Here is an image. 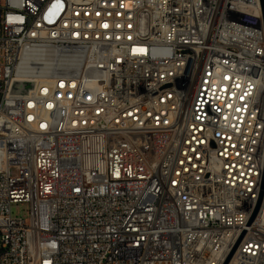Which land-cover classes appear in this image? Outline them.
Here are the masks:
<instances>
[{
	"label": "built area",
	"instance_id": "built-area-1",
	"mask_svg": "<svg viewBox=\"0 0 264 264\" xmlns=\"http://www.w3.org/2000/svg\"><path fill=\"white\" fill-rule=\"evenodd\" d=\"M0 264H264L262 0H0Z\"/></svg>",
	"mask_w": 264,
	"mask_h": 264
},
{
	"label": "water",
	"instance_id": "water-1",
	"mask_svg": "<svg viewBox=\"0 0 264 264\" xmlns=\"http://www.w3.org/2000/svg\"><path fill=\"white\" fill-rule=\"evenodd\" d=\"M263 10H264V0H262ZM33 81H15L12 92L14 93H27L29 89L33 88ZM231 256V255H230ZM230 257L228 258V260ZM227 260V262H228Z\"/></svg>",
	"mask_w": 264,
	"mask_h": 264
},
{
	"label": "rangeland",
	"instance_id": "rangeland-1",
	"mask_svg": "<svg viewBox=\"0 0 264 264\" xmlns=\"http://www.w3.org/2000/svg\"><path fill=\"white\" fill-rule=\"evenodd\" d=\"M29 205L27 203H20L17 204L13 207V212L15 215H22L24 216V218H28L29 217Z\"/></svg>",
	"mask_w": 264,
	"mask_h": 264
}]
</instances>
